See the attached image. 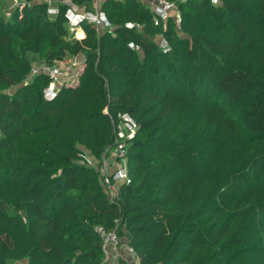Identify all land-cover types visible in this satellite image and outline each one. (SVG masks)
Listing matches in <instances>:
<instances>
[{"label":"trees","instance_id":"trees-1","mask_svg":"<svg viewBox=\"0 0 264 264\" xmlns=\"http://www.w3.org/2000/svg\"><path fill=\"white\" fill-rule=\"evenodd\" d=\"M68 1L110 26L77 39L65 0H0V264H107L98 226L138 264H264V0H166V19L142 0ZM78 54L51 99L48 75L23 83L31 56ZM123 113L129 181L110 198L99 166Z\"/></svg>","mask_w":264,"mask_h":264},{"label":"built area","instance_id":"built-area-1","mask_svg":"<svg viewBox=\"0 0 264 264\" xmlns=\"http://www.w3.org/2000/svg\"><path fill=\"white\" fill-rule=\"evenodd\" d=\"M15 4L21 0H14ZM146 4H148L151 10L157 17L162 19H166L167 16L171 15V11L174 10L173 4L167 2L166 0H142ZM68 6L64 12V17L66 20L67 27L70 31H74L77 27H80L84 22L94 23L99 28L109 27L110 23L106 18L105 14L102 11H84L80 10L70 1H67ZM50 13L55 12L54 7L49 8ZM157 22V18L155 19ZM163 50H167L168 47L164 40L162 39V43L160 44ZM76 64V62H74ZM44 73L51 77L52 81L44 89V96L46 99H51L57 93L59 87L62 85V81L58 78L62 75V70L60 66H47L44 63H39L37 67H32L31 74L36 73ZM119 120L116 124V146L113 150L108 154H104L102 156V163L99 166L100 171V183L102 188L107 192L109 197L111 198L117 191L120 184L128 182L129 178L127 175V170L125 166V140L130 138L136 128V123L128 114L123 113L119 114ZM87 163L89 165H95L91 163L88 155H87ZM97 230L103 237V250L105 253V262L107 264H112V262L108 263L106 261V253L107 249L111 247V250H116L119 245H123V247L133 255V250L126 243L119 244V238L115 231L106 232L102 228V226H98ZM135 258V257H134Z\"/></svg>","mask_w":264,"mask_h":264},{"label":"rangeland","instance_id":"rangeland-1","mask_svg":"<svg viewBox=\"0 0 264 264\" xmlns=\"http://www.w3.org/2000/svg\"><path fill=\"white\" fill-rule=\"evenodd\" d=\"M6 4H7V11L13 7L15 5V1L14 0H5ZM216 1V0H215ZM101 4V3H100ZM171 15H173L174 17L176 16V13L174 10L171 11ZM156 41L159 43V45L162 43V39L157 37ZM32 59V66L37 67L40 63V61L31 56ZM75 61H62L59 63L58 66H60L61 70H62V75L58 78L59 80H61L62 82L65 83H71L73 80H75V76L76 73L79 71V68L77 64L74 63ZM73 67H75V69H73ZM32 77V74L30 73L27 78L23 81V83L28 82L30 80V78ZM16 87H11L7 90V92H12L14 91ZM88 158L90 160L91 163L95 164V159L91 156L88 155ZM112 248L109 247L107 249V253H106V261H108V263L112 262V263H116L118 261L119 258H123L127 261V264H138L137 259H135L133 257V255L131 253H129L124 247L123 245H119L118 248L116 250H111ZM26 259H20V260H16L12 263H8V264H26Z\"/></svg>","mask_w":264,"mask_h":264},{"label":"crops","instance_id":"crops-1","mask_svg":"<svg viewBox=\"0 0 264 264\" xmlns=\"http://www.w3.org/2000/svg\"><path fill=\"white\" fill-rule=\"evenodd\" d=\"M67 1L68 0H65V2H67ZM102 1L103 0H94V7L96 8V10L100 8V3ZM80 10H82V9H80ZM73 34H74V37L77 38V39L83 38L85 36L84 30L82 29L81 26L80 27H77L73 31ZM71 61H75L76 62V64L78 65L77 68H79V71H80L81 70L82 63L84 61V57H83L82 54H78V55L74 56L72 59H70V62ZM73 69H75V67H73ZM77 73H76V76H75V80H73L71 83H68V84H74L77 81Z\"/></svg>","mask_w":264,"mask_h":264},{"label":"clouds","instance_id":"clouds-1","mask_svg":"<svg viewBox=\"0 0 264 264\" xmlns=\"http://www.w3.org/2000/svg\"><path fill=\"white\" fill-rule=\"evenodd\" d=\"M213 2H215V0H213ZM51 81H52V79H51ZM63 83H65V82H63Z\"/></svg>","mask_w":264,"mask_h":264}]
</instances>
